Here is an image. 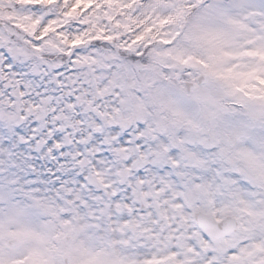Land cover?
<instances>
[{
    "label": "snow or ice",
    "instance_id": "6c2138e0",
    "mask_svg": "<svg viewBox=\"0 0 264 264\" xmlns=\"http://www.w3.org/2000/svg\"><path fill=\"white\" fill-rule=\"evenodd\" d=\"M0 264H264V0H0Z\"/></svg>",
    "mask_w": 264,
    "mask_h": 264
}]
</instances>
